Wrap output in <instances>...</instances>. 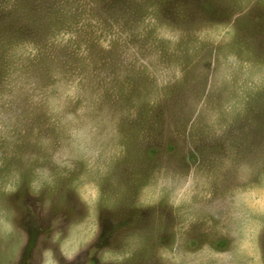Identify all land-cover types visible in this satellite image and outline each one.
<instances>
[{
    "label": "rangeland",
    "instance_id": "1",
    "mask_svg": "<svg viewBox=\"0 0 264 264\" xmlns=\"http://www.w3.org/2000/svg\"><path fill=\"white\" fill-rule=\"evenodd\" d=\"M0 264H264V0H0Z\"/></svg>",
    "mask_w": 264,
    "mask_h": 264
}]
</instances>
